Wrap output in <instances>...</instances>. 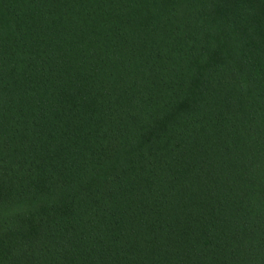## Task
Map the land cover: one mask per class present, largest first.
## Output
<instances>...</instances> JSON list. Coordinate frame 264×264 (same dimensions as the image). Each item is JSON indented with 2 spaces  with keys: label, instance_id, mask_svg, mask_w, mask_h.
I'll list each match as a JSON object with an SVG mask.
<instances>
[{
  "label": "trees",
  "instance_id": "obj_1",
  "mask_svg": "<svg viewBox=\"0 0 264 264\" xmlns=\"http://www.w3.org/2000/svg\"><path fill=\"white\" fill-rule=\"evenodd\" d=\"M0 264H264V0H0Z\"/></svg>",
  "mask_w": 264,
  "mask_h": 264
}]
</instances>
